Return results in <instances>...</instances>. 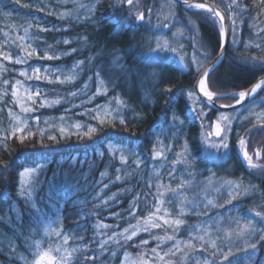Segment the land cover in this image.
I'll return each mask as SVG.
<instances>
[{"label":"trees","instance_id":"16d2710c","mask_svg":"<svg viewBox=\"0 0 264 264\" xmlns=\"http://www.w3.org/2000/svg\"><path fill=\"white\" fill-rule=\"evenodd\" d=\"M210 1L225 11L230 35L223 59L208 73V89L242 91L264 75V0ZM157 4L0 0V264H35L43 253L54 258L53 264H200L207 255L212 264L213 257L230 256L225 233L243 229L248 219L264 231L256 216L257 211L264 214V169L248 171L235 145L245 137L248 152L259 149L264 164V121L234 123L238 133L233 131L231 151L209 158L199 139L200 124L213 123L220 110L189 97L199 72L150 55ZM174 4L179 18L196 24L200 46L210 58L216 56L222 45L220 20ZM139 15L144 16L141 23ZM28 51L37 55L28 58ZM46 54L53 59L38 58ZM19 58L26 62L15 63ZM37 66L44 78L29 79ZM98 87L101 95H96ZM37 91L41 95L33 104L27 96ZM263 95L258 91L254 97ZM233 97L215 101L232 105L238 99ZM20 104L34 110L25 112ZM96 116L106 123L92 139L76 134L60 139V127L75 133L76 124L84 125L82 135L87 125L98 124ZM24 127L32 134L21 142L14 133ZM109 139L123 150L109 153ZM153 148L161 153L155 160ZM229 162L233 172L227 170ZM208 165L218 176L230 173L240 187L232 189V196L214 195L210 209L200 201L184 206L189 182ZM26 169L34 171L22 178ZM176 219L184 221L178 230L164 223ZM151 221L160 226L145 230ZM212 228L219 238L209 234L202 241L200 236ZM179 241H194V249L175 251ZM254 243L258 257L250 264H262L264 240L258 235ZM239 249H233L229 262L244 263L236 257Z\"/></svg>","mask_w":264,"mask_h":264},{"label":"rangeland","instance_id":"374dc122","mask_svg":"<svg viewBox=\"0 0 264 264\" xmlns=\"http://www.w3.org/2000/svg\"><path fill=\"white\" fill-rule=\"evenodd\" d=\"M156 8L155 13L159 19H157L158 21L155 19L150 36L153 43L152 49H155L157 47V42H159L161 45V51L156 54H152L150 51V55L174 60L186 70L193 69L196 72L202 71L212 58H210L209 54H207V52L200 46L198 33L196 32V24L192 20H183L179 18L177 16L175 4L172 0H158ZM165 24L168 26L164 27ZM154 80L155 78H151L152 83L157 81V79ZM143 83L145 84L146 81ZM188 95L192 98L199 97L195 85L189 88ZM225 117H227V119H224ZM260 120L264 121V95L259 98L252 97L234 110H220L216 120L211 124L210 122H201L199 139L209 158L225 157L231 151L233 131L234 134L238 133V130H235L236 127L234 123ZM215 124L220 125L223 130V135L227 137V143L229 144L227 152L221 151L218 154L215 149L207 148L208 144L218 142V138H216L214 134ZM242 138L243 136H239L235 141V145ZM258 152L259 149H255L254 153L251 154L252 160L256 163H259L261 157L260 152L259 156H257ZM227 167V170H229L228 172H233L235 165L229 162ZM263 169L264 167L261 168V170ZM228 172L225 173L228 174L227 176H218L210 165L199 169L194 176V180L188 184L190 191L185 192L184 194V200L186 202L184 206L190 205L195 201H200L203 204H207L210 209L209 201L212 203L214 195L220 192H225L227 195L232 196L230 195L233 193L232 189L240 187V184L239 181L234 179V177H231ZM261 221L264 223V220L261 219ZM154 222L155 221H151V223L145 228L152 229L153 227L151 225ZM254 224L253 220L248 219V221H245V224L242 225L243 229H239L238 231L229 234L225 233V235H229L228 239H226V247L230 256L227 257L226 255L221 260L213 257L212 261L215 264H234L229 262L228 259L234 254L233 249L236 247H240L241 249H239V252L236 254L238 261L242 259L244 262L243 264H250L255 261L258 257V249L257 246L252 248L251 245L255 244V237L260 234L252 232V229L256 228V225ZM192 233H195V229L192 230ZM207 233L208 234H204V236H200L202 241L206 240V237H208L209 234L213 235L214 239L219 238V234L216 233L213 228L209 232L207 231ZM203 244L206 243L203 242ZM178 245L179 250L186 251L187 249L193 250L195 243L192 241L184 243L183 245L182 241H179ZM206 246L207 248H210V242H207ZM206 257L205 259H202L203 262L200 261V264H205V260L210 264V255H207ZM225 257H227V260H225ZM232 259L233 258H231V260ZM42 262L49 264L48 259ZM261 263L264 264V256Z\"/></svg>","mask_w":264,"mask_h":264},{"label":"snow or ice","instance_id":"6c2138e0","mask_svg":"<svg viewBox=\"0 0 264 264\" xmlns=\"http://www.w3.org/2000/svg\"><path fill=\"white\" fill-rule=\"evenodd\" d=\"M187 2V0H185V3ZM127 3L129 5H132L133 4V0H127ZM188 7H194L196 9H203L205 10L206 12L214 15L215 17H219L220 18V29H219V33H220V36L223 37L225 35V30H224V24H223V16L222 14L217 11L215 8L209 6V5H206V4H203V3H198V4H195V5H188ZM241 13L244 11V9H241L240 10ZM144 20V16L143 15H139L136 17V21L137 23H141L143 22ZM233 24H235V20H233ZM168 25L165 24L164 27H167ZM27 32V29L25 30ZM233 34H235V28L233 29ZM68 41L65 40V44H67ZM225 45L222 44V48H224ZM246 47H248L246 45ZM75 51V50H73ZM159 51H161V45L159 44V42H157V47L155 49H152L151 50V53L152 54H156L158 53ZM34 55H37L34 51H28L27 52V57L28 58H31L33 57ZM210 55V54H209ZM5 59H8V60H11V57L10 56H5L4 57ZM38 58H42V59H53L52 56L50 55H45L44 57H38ZM219 59V57H218ZM26 60L24 58H19V59H16L15 60V63L19 64V63H25ZM256 63H261L260 61H256ZM48 71H51V69H46V72ZM261 71H264V64H262V67H261ZM32 72H33V76L32 77H29V79H36V80H41L42 77L41 76V72H40V67L37 66L35 68L32 69ZM21 75H25V73H21ZM74 78V77H73ZM57 80H59V77H57ZM206 81H207V85H206ZM8 82L5 81V84H7ZM20 84V81H17L16 84H14L12 87H13V91H12V96L15 98L17 97V86ZM211 84V81L208 79V73H204V76L199 79L198 81V85H199V90L201 93H203V96L207 99V101L209 103H211L214 99V93L212 91H209L208 90V86H210ZM27 91V90H26ZM172 90L169 88V89H166L165 92L167 93H170ZM258 91H264V78H261L257 83H255L247 92L246 91H240L238 93V97L239 99H237V104H240L241 102H243L245 100V98L247 96H250V95H255L258 93ZM102 93H100L99 91V87L97 89V93L96 95H101ZM41 95V93L39 91H37L36 93L32 94V93H29L28 96H27V99L32 101L33 104L36 103V99ZM71 95L73 96H76L77 93H72ZM219 98V97H217ZM235 98V97H233ZM91 99H89V102H91ZM46 102L45 101H42L41 102V107L44 106ZM51 103H58V101H52ZM117 103L119 104L120 101L117 100ZM20 107L23 109V111L25 112H29V111H33L34 109L30 108V107H26L24 104H20ZM221 107H228L226 105H221ZM234 107V106H232ZM97 110H99V106L97 108ZM90 114V113H89ZM94 119H96L98 121V124L96 126H93L91 124L87 125V131L86 132H83V134L81 135V130L85 127L84 125H80V124H76L75 125V128H76V132L75 133H71V132H67L66 133V128L65 127H60L59 128V131L61 133V136H60V139H66L68 138V135L70 134H76L78 136H80V138H88V139H92L93 135H95L97 132L101 131L103 126L105 125L106 123V120L104 119H100L99 116H96L94 117ZM114 119V118H113ZM224 119H227V117H225ZM108 123H111V121H107ZM119 123L121 125H124L125 124V121L124 119H120L119 120ZM114 126V125H113ZM214 129H215V137L218 138V142L217 143H213V144H208L207 145V148L208 149H215L216 152L219 154L221 151L223 152H227L228 148H229V144L227 143V137L225 135H223V130L221 129L220 125L219 124H215L214 125ZM125 130H127V128H125ZM41 132V135H44V131L43 130H40ZM14 134H19V139L21 142L24 141V139L27 137V136H30L32 133H31V130L27 127H24V128H16L15 129V133ZM47 139L49 141H56L57 140V137L55 135H47ZM39 143L42 144V141H39ZM118 143H122V142H118ZM108 144H109V147H108V152L109 153H115L117 151H122L123 149H118L116 147L113 146V142L111 141V139H109L108 141ZM240 144L243 146L245 144V140L244 138H242L240 140ZM101 156H103V152L100 153ZM161 155L160 152L156 151L155 148H153V159L155 160L157 157H159ZM182 155H185L186 156V152ZM257 156H259V152L257 153ZM243 158L247 161L248 163V166L249 167H254V165L252 164V157L249 156L248 152L247 151H244L243 153ZM139 159V158H137ZM121 162L124 163V157L121 156ZM5 167H7V164H5ZM34 169H26L24 171H21L20 172V176L23 178L24 176L26 175H29L31 172H33ZM120 177L117 176V180H119ZM247 191L248 190H245V194H247ZM231 195V194H230ZM230 202V201H229ZM209 203H211V201H209ZM256 216L260 217L262 220H264V214H262V212L260 211H257L256 212ZM165 224H169V225H172L174 224L177 228V230L179 229V226L182 225L184 223V221L182 219H176L174 221H170V220H165L164 221ZM152 227H159L160 225L158 223H153L151 225ZM145 230H147V228H145ZM126 232L128 231L127 229L125 230ZM252 232L253 233H259L260 234V239L261 240H264V231H262L261 229H256V228H253L252 229ZM57 235H59V233H57ZM136 235V232L133 231L132 232V236H135ZM65 239V242H67V237L65 236L64 237ZM128 239H131V237H128ZM167 239H172V237H167ZM143 243H148L147 241H143ZM213 247H215V243L213 242ZM252 248H255L256 245L255 244H252L251 245ZM153 253H156L157 256H159V253H157L156 249H153L152 250ZM170 252H172V254H174V251L173 250H169ZM175 251H179V248L176 247L175 248ZM165 255H168V253H165ZM48 259L49 261V264H53V260L54 258L49 256L48 253H43L41 254L36 260H35V264H41V262L45 259ZM163 256H160V259L163 260ZM225 260H227V257H225ZM205 264H208V261L205 260ZM212 264H214V262H212Z\"/></svg>","mask_w":264,"mask_h":264},{"label":"water","instance_id":"95a60500","mask_svg":"<svg viewBox=\"0 0 264 264\" xmlns=\"http://www.w3.org/2000/svg\"><path fill=\"white\" fill-rule=\"evenodd\" d=\"M176 3L180 4L181 6L184 7H188V5H195L198 3H203L206 5H209L213 8H215L217 11H220V13L223 16V24H224V30H225V35L223 36V44L225 45L224 48L221 47V49L219 50V52L217 53L216 56L213 57V59L205 66V68L200 72V74L197 77V80L195 82V89L200 97V99L206 103H208L210 106L216 108L217 110H234L236 108H238L239 106H241L244 102H246L248 99H250L253 95L247 96L245 98V100L243 102H241L240 104L234 103L233 105H229L228 107H221V105H219L218 103L215 102V99L217 97H228V96H234V97H238V93L240 92H230V93H224V94H214V99L211 103H209L207 101V99L199 92L198 88H197V82L198 79L204 74V73H209L214 67H216L219 62L222 60L225 51L227 49L228 46V39H229V23H228V19L226 16V13L224 12L223 9H221L216 3L210 1V0H187V2L185 3V0H174ZM219 57V59H218ZM261 78H264V75H262L255 83H257ZM255 83H253L250 87L242 90V91H248ZM227 106V105H226ZM234 106V107H232ZM245 140V144L242 146L240 144V141L236 144V149H237V153L241 159L242 164L245 166V168L247 170H259L262 167H264V165L262 163H256L252 160V164L254 165V167H249L247 161L243 158V153L244 151H247V140L246 138H244ZM249 154V152H248ZM249 156H251L249 154Z\"/></svg>","mask_w":264,"mask_h":264},{"label":"bare ground","instance_id":"6f19581e","mask_svg":"<svg viewBox=\"0 0 264 264\" xmlns=\"http://www.w3.org/2000/svg\"><path fill=\"white\" fill-rule=\"evenodd\" d=\"M220 12V11H219ZM204 76V74L199 78V79H201L202 77ZM199 79H198V81H199ZM206 85H207V83H206ZM197 88H198V90H199V85H198V82H197ZM209 90V89H208ZM199 92H200V90H199ZM201 93V92H200ZM202 95H203V93H201Z\"/></svg>","mask_w":264,"mask_h":264}]
</instances>
